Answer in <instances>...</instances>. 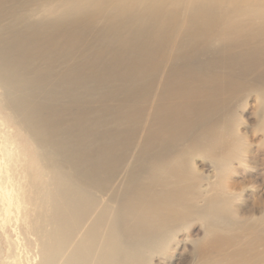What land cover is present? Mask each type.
I'll list each match as a JSON object with an SVG mask.
<instances>
[{
  "label": "bare ground",
  "instance_id": "bare-ground-1",
  "mask_svg": "<svg viewBox=\"0 0 264 264\" xmlns=\"http://www.w3.org/2000/svg\"><path fill=\"white\" fill-rule=\"evenodd\" d=\"M0 88L37 146L40 264H264L220 123L254 89L264 125V0H0Z\"/></svg>",
  "mask_w": 264,
  "mask_h": 264
},
{
  "label": "rangeland",
  "instance_id": "rangeland-1",
  "mask_svg": "<svg viewBox=\"0 0 264 264\" xmlns=\"http://www.w3.org/2000/svg\"><path fill=\"white\" fill-rule=\"evenodd\" d=\"M237 53V49L228 47L217 53L214 50L209 57L214 54L232 57ZM207 59L214 60L212 57ZM207 59L204 58L203 63H207ZM257 75L258 72L252 70L245 76L255 78ZM252 90H241L235 94L227 116L220 123L226 125L237 139L230 159L232 170L226 175V179L232 183L229 190L232 206L238 208L241 217H248L250 221L261 218L264 221V125L258 109L257 91ZM36 151V144L29 140L26 130L2 102L0 88V264H40L39 234L36 229L44 223L38 220L40 211L31 201L33 182L39 183L41 180L38 177ZM218 163L212 161L208 165L200 158L196 159L198 168L204 175H211L212 180H216L220 173ZM245 188L254 189L244 191ZM191 229L193 234L199 233L198 226ZM187 247L189 249L190 245ZM183 256V246H180L172 261L180 264ZM156 258L153 259L154 264H165V258Z\"/></svg>",
  "mask_w": 264,
  "mask_h": 264
},
{
  "label": "clouds",
  "instance_id": "clouds-1",
  "mask_svg": "<svg viewBox=\"0 0 264 264\" xmlns=\"http://www.w3.org/2000/svg\"><path fill=\"white\" fill-rule=\"evenodd\" d=\"M247 189H254V188H245L244 191L247 190ZM186 242L188 243V241H186Z\"/></svg>",
  "mask_w": 264,
  "mask_h": 264
}]
</instances>
